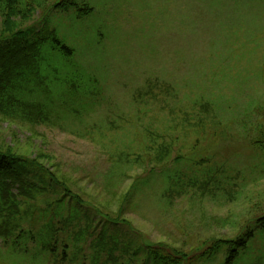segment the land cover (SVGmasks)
<instances>
[{"label":"rangeland","instance_id":"rangeland-1","mask_svg":"<svg viewBox=\"0 0 264 264\" xmlns=\"http://www.w3.org/2000/svg\"><path fill=\"white\" fill-rule=\"evenodd\" d=\"M64 1L15 20L28 41L55 31L72 48L44 42L28 77L45 120L0 115V152L28 164L20 192L33 190L20 226L50 220L53 238L42 250L15 232L0 264H264V168L249 144L264 136V0ZM10 27L0 20V40ZM201 166L235 173L228 197H162L163 172L175 192L187 175L204 184Z\"/></svg>","mask_w":264,"mask_h":264},{"label":"trees","instance_id":"trees-1","mask_svg":"<svg viewBox=\"0 0 264 264\" xmlns=\"http://www.w3.org/2000/svg\"><path fill=\"white\" fill-rule=\"evenodd\" d=\"M45 0H0V20L4 21V24H11L12 33L8 35L7 39L0 40V115L20 118V120H30V116L33 114L45 120L46 109L48 110V104L43 101L39 96L38 91L33 85H30L28 79L29 76L33 77L34 68L37 65L38 59L42 56L41 48L44 42L49 40L52 49H57L64 54H71L72 48L63 43L56 35L55 31L50 32L46 39L42 38L43 35L34 34L33 38L29 40V33L32 32L30 29H19L15 20L19 18V15L25 17L31 15L38 7H41ZM65 9L69 6H76L77 2L74 0L64 1ZM88 12L91 7H88ZM85 8V7H84ZM82 11L81 7L77 8ZM86 10V9H85ZM87 12V10H86ZM19 20V19H18ZM23 36V43L20 42ZM19 41V42H18ZM7 44V45H6ZM6 46V47H4ZM38 46V48H33ZM29 81V82H28ZM28 83V84H27ZM38 108L39 112L35 113ZM33 119V117H32ZM222 135H227L223 132ZM251 154L261 163L264 168V136H258L249 140ZM159 148L157 149V158L163 160L164 156L159 155ZM169 154V151L167 152ZM166 153V154H167ZM165 154V155H166ZM11 155H6L0 152V240L3 243H7L11 238H8L11 234L16 232V239L18 242L24 237L37 241L42 250L53 237L46 239L44 232L50 230L54 226L50 220L46 222L44 226L33 233V230L29 228L28 234L22 230L20 226V217L22 202L21 198H29L28 193L33 191L31 189H24V192H20V186L25 184V177L29 174L27 170V163L20 162L14 159ZM202 167V168H201ZM198 168L197 173L203 177L204 184H199L195 181L197 179H191L190 175H187L186 180H179V183L174 186L176 191L173 189V180L171 175L163 172V176L169 181L165 186L162 197L164 199L172 197L170 195L182 193L193 187H197L201 190L206 191L209 195L211 194L214 198L223 199L230 195V186L234 184L231 180L233 173L231 170L225 169L218 177L216 176L217 168L215 166H201ZM243 177L242 175L238 178ZM52 176L44 174L39 181L44 184H49ZM211 185V186H210ZM172 187V188H170ZM27 193L25 196L23 194ZM224 243H227L223 240ZM16 244V243H15ZM222 244V243H221ZM220 244V245H221ZM229 244V243H227ZM242 245V241L235 244L236 247ZM219 245L214 244L205 253L210 250L217 249ZM29 251L35 252L36 249L28 248ZM27 251V249H25ZM164 255L167 254L160 249ZM158 264H172V260L168 263L167 259L162 255L158 254L154 257Z\"/></svg>","mask_w":264,"mask_h":264}]
</instances>
